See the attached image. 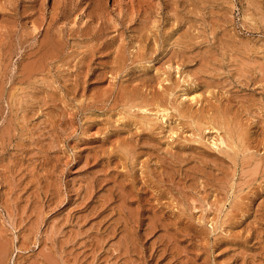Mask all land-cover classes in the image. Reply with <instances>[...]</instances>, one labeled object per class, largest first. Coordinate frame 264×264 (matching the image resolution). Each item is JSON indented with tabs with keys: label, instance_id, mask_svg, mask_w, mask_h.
<instances>
[{
	"label": "rangeland",
	"instance_id": "1",
	"mask_svg": "<svg viewBox=\"0 0 264 264\" xmlns=\"http://www.w3.org/2000/svg\"><path fill=\"white\" fill-rule=\"evenodd\" d=\"M263 157L264 0H0V264H264Z\"/></svg>",
	"mask_w": 264,
	"mask_h": 264
},
{
	"label": "bare ground",
	"instance_id": "2",
	"mask_svg": "<svg viewBox=\"0 0 264 264\" xmlns=\"http://www.w3.org/2000/svg\"><path fill=\"white\" fill-rule=\"evenodd\" d=\"M260 69H261V68H260ZM162 79H164V78H162ZM159 83H160V82H159ZM208 84H209V83H208ZM187 86H188V85H187ZM184 87H185V85H184ZM184 87H183V89H184ZM181 89H182V88H181ZM187 89H188V88H187ZM202 90H203V89H202ZM168 91H169V90H168ZM171 91H172V90H171ZM154 92H155V91H154ZM185 93H186V92H185ZM192 93H194V92H192ZM192 93H190V94H192ZM197 93H198V92H197ZM129 94H131V93H129ZM137 94H138V93H137ZM152 94H153V93H152ZM162 94H163V92H162ZM168 94H169V92H168ZM171 94H172V93H171ZM190 94H188V95H190ZM195 94H196V93H195ZM156 95H157V94H156ZM173 95H174V94H173ZM181 95H182V94H181ZM135 96H136V94H135ZM150 96H152V95H150ZM158 96H160V95L158 94ZM164 96H165V95H164ZM199 96H200V95H199ZM148 97H149V96H148ZM155 97H156V96H155ZM167 97H168V95H167ZM178 97H179V96H178ZM182 97H183V96H182ZM182 97H181V99H182ZM189 97H190V96H189ZM145 98H146V97H145ZM159 98H160V97H159ZM159 98H158V99H159ZM162 98H163V97H162ZM168 98H169V97H168ZM170 98H171V97H170ZM183 98H184V97H183ZM142 99H143V98H142ZM155 99H156V98H155ZM160 99H161V98H160ZM190 99H195V100H196V98H195L194 96H191ZM148 100H149V99H146L145 101H148ZM163 100H164V99H163ZM173 100H174V99H173ZM140 101H141V100H140ZM152 101H153V100H152ZM155 101H156V100H155ZM155 101H154V102H155ZM169 101H170V100H169ZM185 101H186V100H185ZM187 101H188V100H187ZM196 101H197V100H196ZM198 101H199V99H198ZM122 102H123V101H122ZM124 102H125V101H124ZM135 102H136V101H135ZM149 102H150V101H149ZM164 102H165V101H164ZM166 102H167V101H166ZM146 103H147V102H146ZM155 103H157V102H155ZM159 103H160V102H159ZM162 103H163V102H162ZM192 103H193V100H192ZM192 103H191V104H192ZM197 103H198V102H197ZM121 104H122V103H121ZM138 104H140V103H138ZM150 104H151V102H150ZM160 104H161V103H160ZM179 104H180V103H179ZM189 104H190V103H189ZM153 105H154V104H153ZM155 105H158V103L155 104ZM165 105H166V104H165ZM195 105H196V104H195ZM214 105H215V104H214ZM218 105H219V104H218ZM218 105H217V106H218ZM122 106H123V105H122ZM124 106H125V105H124ZM140 106H141V105H139V107H140ZM144 106H145V105H144ZM148 106H149V104H147L146 107H148ZM173 106H174V105H173ZM126 107H127V106H126ZM134 107H137V108H138V106H136V105H135ZM134 107H133V108H134ZM146 107H142V109H143V108L145 109ZM150 107H152V106H150ZM150 107H149V108H150ZM159 107H160V106H159ZM171 107H172V104H171ZM175 107H176V106H175ZM175 107H174V108L172 107V108L175 109ZM215 107H216V106H215ZM122 108H123V107H122ZM154 108H155V107H153V109H154ZM156 108H158V106H156ZM161 108H162V107H161ZM179 108H180V107H179ZM220 108H221V107H220ZM224 108H225V107H224ZM226 108H227V107H226ZM125 109H126V108H125ZM135 109H136V108H135ZM139 109H141V107H140ZM139 109H138V110H139ZM142 109H141V111H142ZM144 109H143V110H144ZM147 109H148V108H147ZM158 109H159V108H158ZM130 110H131V109H130ZM138 110H136V112H137ZM145 110H146V109H145ZM148 110H149V109H148ZM160 110H161V109H160ZM162 110H164V108H162ZM165 110H166V109H165ZM210 110H212V109H210ZM224 110H225V109H224ZM139 111H140V110H139ZM146 111H147V110H146ZM149 111H151V109H150ZM156 111H157V109H156ZM207 111H208V110H207ZM219 111H221V110H219ZM126 112H127V111H126ZM133 112H134V110H133ZM136 112H135V113H136ZM147 112H148V111H147ZM164 112H166V111H164ZM164 112H163V113H164ZM174 112H175V111H174ZM197 112L199 113V111H197ZM119 113H122V112H119ZM119 113H117V114H119ZM157 113H158V111H157ZM159 113H160V112H159ZM146 114H147V113H146ZM166 114L168 115V112H166ZM170 114H171V113H170ZM176 114H177V113H176ZM200 114H201V113H200ZM208 114H209V112H208ZM211 114L214 115L213 113H211ZM211 114H210V115H211ZM119 115H120V114H119ZM132 115H133V114H132ZM147 115H148V114H147ZM153 115H154V114H153ZM162 115H163V114H162ZM164 115H165V114H164ZM167 115H165V116H167ZM212 115H211V116H212ZM121 116H122V114H121ZM144 116H145V115H144ZM154 116H156V115H154ZM159 116H160V114H159ZM177 116H178V115H177ZM206 116H208V115H206ZM147 117H149V116H147ZM156 117H158V115H157ZM161 117H162V116H161ZM161 117H160V118H161ZM163 117H164V116H163ZM167 117H168V116H167ZM217 117H218V116H217ZM119 118H120V116H119ZM176 118H177V117H176ZM188 118H189V117H188ZM197 118H198V117H197ZM202 118H204V117H202ZM221 118H222V117H221ZM227 118H228V117H227ZM146 119H149V118H146ZM151 119L153 120L154 118H152V116H151ZM156 119H157V118H156ZM156 119H155V121H156ZM158 119H159V118H158ZM166 119H167V118H166ZM216 119H217V118H216ZM224 119H225V118H224ZM161 120H162V119H161ZM161 120H160V121H161ZM198 120H199V119H198ZM198 120H197V121H198ZM127 121H128V120H127ZM174 121H176V120H174ZM188 121H189V120H188ZM194 121H195V120H194ZM205 121H206V120H205ZM233 121H234V120H233ZM123 122H124V121H123ZM142 122H143V121H142ZM186 122H187V121H186ZM209 122H210V121H209ZM220 122H221V121H220ZM148 123H149V122H148ZM148 123H147V125H148ZM224 123H225V124H224V126H225L226 124L228 125L229 122L226 123V121H225ZM136 124H137V123H136ZM153 124H154V123H153ZM161 124H162V123H161ZM171 124H172V123H170L169 126H170ZM191 124H192V123H191ZM193 124H195V126H197L196 128L201 127V126H200L201 122H200L199 125H198V122H197V124H196V122L193 123ZM204 124H205L206 126L203 125V126L201 127V129L204 128V130H206L205 128L207 127L208 130H210V129H209V125H208V124H209L208 121L204 122ZM232 124H233V123H232ZM172 125H173V124H172ZM220 125H221V124H220ZM241 125H242V124H241ZM142 126H143V124H142ZM145 126H146V124H145ZM192 126H193V125H192ZM218 126H219V125H218ZM150 127H151V126H150ZM180 127H181V126H180ZM226 127H227V126H225V128H226ZM234 127H235V126H234ZM168 128H169V127H168ZM168 128H167V129H168ZM173 128H175V127H173ZM176 128H177V127H176ZM196 128H195V129H196ZM212 128L214 129L213 126H211V129H212ZM148 129H149V128H148ZM148 129H147V130H148ZM162 129H163V128H162ZM169 129H170V128H169ZM198 129H199V128H198ZM231 129H232V128H231ZM151 130H152V129H151ZM192 130H193V128H192ZM216 130L218 131V129H216ZM190 131H191V130H190ZM224 131H225V130H224ZM226 131H227V130H226ZM226 131H225V132H226ZM230 131H231V130L227 131V132H228V136H227V137H226V136H223V134H222V135L220 134L221 137H219V138H217V139H219V142H220V143H223V142H224V144H225L226 146H228V147H230V148H233V147H235V144H237V143L231 140ZM159 132H160V131H159ZM166 132H167V131H166ZM166 132H165V133H166ZM192 132H193V131H192ZM196 132H197V131H196ZM200 132H201V131H200ZM227 132H226V133H227ZM231 132H232V131H231ZM234 132H235V131H234ZM239 132H240V131H239ZM222 133H223V132H222ZM176 134H177V133H176ZM195 134H196V133H195ZM231 134H232V136H233V132H232ZM238 134H239V133H238ZM172 135H173V134H172ZM192 135H193V134H192ZM199 135H200V134H199ZM209 135H210V134H209ZM217 135H219V134H217ZM195 136H196V135H195ZM200 136H201V135H200ZM200 136H199V137H200ZM212 136H213V135H212ZM235 136H236V135H235ZM240 136H241V135H240ZM170 137H171V136H170ZM243 137H245V136H243ZM243 137H242V139H243ZM193 138H194V137H193ZM196 138H198V137H196ZM200 138H201V137H200ZM200 138H198V140H199ZM204 138H205V137H204ZM213 138H214V136H213ZM213 138H212V139H213ZM233 138H234V137H233ZM236 138H237V139H236V141H237V140H238V137H236ZM210 139H211V138H210ZM214 139H215V138H214ZM128 140H129V139H128ZM194 140H195V138H194ZM201 140H202V139H201ZM201 140H200V141H201ZM207 140H208V139H207ZM246 140H247V138H246ZM214 141H215V140H214ZM214 141H213V144H214ZM240 141H241V138H240ZM198 142H199V141H198ZM209 142H212V141H209ZM219 142H218V143H219ZM238 142H239V141H238ZM242 142H243V141H242ZM216 143H217V142H216ZM244 144H245V143H244ZM211 145H212V144H211ZM217 145H218V144H217ZM219 145H220V144H219ZM221 145H223V144H221ZM240 145H241V144H240ZM126 146H127V145H126ZM215 146H216V144H215ZM223 146H224V145H223ZM246 146H247V145H246ZM209 147H211V146H209ZM217 147H218V146H217ZM224 147H225V146H224ZM241 147H242V145H241ZM243 147H244V146H243ZM250 147H251V146H250ZM126 148H127V147H126ZM219 148H220V146H219ZM226 148H227V147H226ZM239 148H240V147H239ZM239 148H238V149H239ZM244 148H246V147H244ZM221 149H222V148H221ZM240 149H241V148H240ZM252 149H253V148H252ZM224 150H225V149H224ZM242 150H244V149H242ZM246 150H247V149H246ZM246 150H244V151H246ZM248 150H249V149H248ZM260 150H261V149H260ZM215 151H217V150H215ZM222 151H223V150H222ZM227 151H228V150H227ZM177 152H178V151H177ZM218 152H221V151H218ZM224 152H225V154H227L226 151H224ZM256 152H257V151H256ZM150 153H151V152H150ZM236 153H237V152H236ZM242 153H244V152H242ZM218 154H219V153H218ZM223 154H224V153H223ZM228 154H229V153H228ZM232 154H233V153H232ZM249 154H250V153H249ZM230 155H231V154H230ZM236 156H237V155H236ZM134 157H135V156H134ZM199 157H201V156H199ZM202 157H203V156H202ZM207 157H208V156H207ZM211 157H213V156H211ZM237 157H238V156H237ZM237 157H236V158H237ZM246 157H248V156H246ZM195 158H196V157H195ZM217 158H218V156H217ZM242 158H243V157H242ZM252 158H253V157H252ZM214 159H215V158H214ZM234 159H235V158H234ZM263 159H264V157H263ZM220 160H222V159H220ZM232 160H233V159H231V161H232ZM214 161H215V160H214ZM246 161H247V160H246ZM253 161H254V160H253ZM210 162H211V161H210ZM210 162H209V163H210ZM223 162H224V161H223ZM241 162H242V161H241ZM258 162H260V159H258V160L256 159L255 162H254L255 164H254L253 162H252V163H253L254 165H256V167H257V164H258V166L260 165ZM145 163H146V162H145ZM204 163H206V162H204ZM211 163H213V162H211ZM236 163H237V162H236ZM239 163H240V162H239ZM246 163H247V162H246ZM234 165H236V164H234ZM234 165H233V166H234ZM254 165L251 164L250 166H251V167H254ZM190 166H192V165H190ZM195 166H196V165H195ZM262 166H263V164H262ZM262 166H261V167H262ZM188 167H189V166H188ZM193 167H194V166H193ZM245 167H246V166H245ZM233 168H234V167H233ZM188 169H189V168H188ZM209 169H210V168H209ZM209 169H208V171H209ZM242 169L245 171L246 168H242ZM242 169H241V170H242ZM256 169H257V168H256ZM256 169L254 168L253 170H256ZM196 170H197V169H196ZM212 170H213V169H212ZM212 170H211V171H212ZM222 170H223V169H222ZM231 170H232V169H231ZM243 170H242V171H243ZM246 170H247V169H246ZM213 171H214V170H213ZM234 171H235V170H234ZM236 171H237V170H236ZM188 172H189V171H188ZM190 172H192V171H190ZM201 172H203V171L201 170ZM240 172H241V171H240ZM246 172H248V171H246ZM256 172H257V171H256ZM256 172H254V173H256ZM218 173H219V172H218ZM228 173H229V172H228ZM235 173H236V172H235ZM241 173H242V174H245V172H241ZM257 173H259V172H257ZM257 173H256V174H257ZM185 174H186V173H185ZM189 174H190V173H189ZM202 174H203V173H202ZM214 174H215V173H214ZM239 174H240V173H239ZM212 175H213V174H212ZM223 175H224V174H223ZM257 175H258V174H257ZM157 176H158V175H157ZM200 176H201V175H200ZM213 176H215V175H213ZM216 176H217V175H216ZM224 176H225V175H224ZM233 176H234V175H233ZM250 176H251V174H250ZM198 177H199V176H198ZM219 177H220V176H219ZM246 177H247V176H246ZM253 177H254V176H253ZM151 178H152V177H151ZM244 178H245V177H244ZM255 178H256V176H255ZM191 179H192V178H191ZM202 179H205V178H202ZM208 179H209V178H208ZM225 179H227V178H225ZM231 179H232V178H231ZM188 180H189V179H188ZM195 180H196V179H195ZM206 180H207V179H206ZM249 180H250L249 178L246 179V181H247L248 183H251V182H249ZM192 181H194V179H193ZM232 181H233V180H232ZM232 181H231V183H232ZM240 181L242 182V180H240ZM147 182H148V181H147ZM198 182H199V181H198ZM247 182H245L246 185H247ZM190 183H191V181H190ZM202 183H203V182H202ZM196 184H198V183H196ZM196 184L194 183V185H196ZM200 184H201V183H199V185H200ZM232 184H233V183H232ZM242 184H243V183H242ZM201 185H202V184H201ZM201 185H200V186H201ZM222 185H223V184H222ZM200 186H199V187H200ZM228 186H229V185H228ZM244 186H245V185H244ZM201 187H202V186H201ZM221 187H222V186H221ZM240 187H242V185H241ZM203 188H204V187H203ZM217 189H218V188H217ZM239 189H240V188H239ZM213 190H214V189H213ZM230 190H232V188H231ZM240 190H241V189H240ZM240 190H239V191H240ZM203 191H204V190H203ZM205 191H206V189H205ZM205 191H204V192H205ZM214 191H215V190H214ZM214 191H213V192H214ZM225 191H226V190H225ZM237 191H238V190H237ZM210 192H211V191H210ZM210 192H209V193H210ZM213 192H212V193H213ZM226 192H227V191H226ZM226 192H225V195H227ZM228 192H229V191H228ZM134 193H135V192H134ZM165 193H166V192H165ZM200 193H201V192H200ZM202 194H204V193H202ZM213 194H214V193H213ZM240 194H241V193H240ZM214 195H215V194H214ZM214 195H213V196H214ZM216 195H218V194H216ZM243 195H244V194H243ZM185 196H186V194H185ZM239 196H240V195H239ZM211 197H212V196H211ZM211 197H210V198H211ZM168 198H169V197H168ZM219 198H220V197H219ZM230 198H231V197H230ZM205 199H207V198H205ZM211 199H212V198H211ZM234 199H235V198H234ZM173 200H175V199H173ZM173 200H172V202L174 203L175 201H173ZM243 200H244V199H243ZM170 201H171V200H170ZM170 201H169V202H170ZM176 201H177V200H176ZM226 201H227V200H226ZM172 202H171V203H172ZM206 203H207V202H206ZM216 203H218V202H216ZM232 203H233V202H231V204H232ZM240 203H241V202H240ZM180 204H181V203H180ZM199 204H200V203H199ZM172 205H173V204H172ZM172 205H170V206H172ZM200 205H202V204H200ZM205 205H206V204H205ZM222 205H223V203H222ZM233 205H234V204H233ZM240 205H241V204H240ZM186 206H187V205H186ZM192 206H193V205H192ZM212 206H213V205H212ZM212 206H211V207H212ZM178 208H179V207H178ZM229 208H231V207H229ZM232 208H233V207H232ZM181 209H182V208H181ZM230 212H231V211H230ZM240 213H241V212H240ZM243 213H244V212H243ZM156 216H157V215H156ZM197 216H198V215H197ZM204 217H205V216H204ZM168 219H169V218H168ZM207 219H208V218H207ZM211 219H212V218H210V221H211ZM237 219H238V218H237ZM196 220H197V219H196ZM210 221H208V222H210ZM225 221H226V220H225ZM188 222H189V221H188ZM215 222H216V221H215ZM229 229H230V228H229ZM1 248H3V247L1 246ZM0 250H3V249H0ZM4 251H5V249H4ZM0 253H1V251H0ZM1 254H2V253H1Z\"/></svg>",
	"mask_w": 264,
	"mask_h": 264
}]
</instances>
